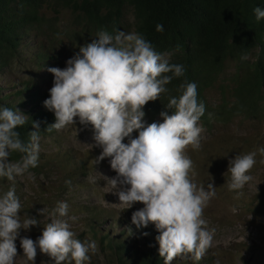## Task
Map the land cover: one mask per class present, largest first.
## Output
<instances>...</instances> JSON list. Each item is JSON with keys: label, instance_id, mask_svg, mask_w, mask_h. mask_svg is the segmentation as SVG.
<instances>
[{"label": "clouds", "instance_id": "1", "mask_svg": "<svg viewBox=\"0 0 264 264\" xmlns=\"http://www.w3.org/2000/svg\"><path fill=\"white\" fill-rule=\"evenodd\" d=\"M253 11L257 22L264 20V8L257 6ZM156 31L162 33L163 24L158 23ZM97 38L81 46L64 68H48L54 79L43 104L55 122L46 130L75 125V118L81 125H91L95 146L101 149L96 163L110 158L117 175L105 180L124 210L137 202L143 204L132 213V223L137 228L154 224L160 233L156 240L164 264L189 255L199 261L214 240V230L207 228L203 212L215 197L216 187L213 183L198 186L190 178L193 162L186 149L201 148L203 129L198 122L205 113L197 85L182 84V94L170 98L165 106L171 114L162 111V123L147 124L144 106L167 92L166 85L174 77L184 76L185 67L169 64L164 54L136 33L117 30L113 36L102 30ZM24 116L17 109L0 106V180L14 181L38 166L39 124L33 122L36 130L30 132L28 143L23 142L16 129L25 124ZM134 132L138 133L135 137ZM14 152L22 154L21 160L9 159ZM257 153L264 156V147L229 161L230 190H240L250 181ZM65 183L71 185L70 180ZM69 207L66 201H58L49 214L51 222L34 241L20 237V231H29L39 221L30 216L21 219L22 205L14 185L7 191L0 188V264H15L18 237L25 264H35L37 249L51 264H90L96 244L76 238L70 221L77 218L69 215Z\"/></svg>", "mask_w": 264, "mask_h": 264}, {"label": "trees", "instance_id": "2", "mask_svg": "<svg viewBox=\"0 0 264 264\" xmlns=\"http://www.w3.org/2000/svg\"><path fill=\"white\" fill-rule=\"evenodd\" d=\"M50 6L58 12L72 11L76 18L82 19L86 30L93 33L103 30L113 36L117 30H127L130 9L133 23L127 33L143 36L157 52L170 56L169 64L185 67L184 76L174 77L166 85L167 92L144 106L147 124L162 123L160 113L172 111L165 108L170 98L182 94V84L195 82L198 101L205 105L198 123L209 136L201 140L199 150H190L200 154L220 151L224 134H229L228 128L233 125L246 132L239 136L244 143L264 145V20L257 22L253 11L257 6L264 8V0H0V74L18 56L23 57V52H30V62L38 67L51 61L52 47L45 41L43 12ZM158 23L164 26L162 33L156 31ZM30 45L32 49L28 51ZM245 55L247 59H242ZM231 63L235 69L227 78ZM228 81L233 83L231 87ZM216 86L220 88L221 98L211 102L208 92ZM15 94L14 98L6 99L10 95L0 86V106L17 109L25 115V124L16 129L23 142L28 143L30 132L36 130L33 122L39 124L40 137L57 131L46 130L55 122V116L44 107L48 96L39 82L26 81ZM10 157L19 161L22 154L14 152ZM259 210L264 212V198L256 206V212ZM100 219H103L101 213L86 217L91 234L99 239L101 251L116 254L118 264H164L156 240L160 233L151 225L150 230L129 226L144 242L146 249L140 250L136 245L137 233L127 229L118 233L113 228L111 233H106L96 228ZM117 223L123 225L125 221L118 219ZM77 237L82 242L88 239L84 233ZM253 253L255 264H264L262 254ZM189 264L202 262L193 260Z\"/></svg>", "mask_w": 264, "mask_h": 264}, {"label": "rangeland", "instance_id": "3", "mask_svg": "<svg viewBox=\"0 0 264 264\" xmlns=\"http://www.w3.org/2000/svg\"><path fill=\"white\" fill-rule=\"evenodd\" d=\"M43 12L46 22L45 41L52 47L51 61L38 67L30 62V52L21 53L23 57L18 56L0 74V86L7 95H10L6 99L14 98L17 95L15 92L30 80L39 82L49 98V89L53 86L54 77L48 68H64L66 61L78 53L81 46L98 39L97 33L86 30L82 19L76 18L70 10L64 9L58 12L56 8L50 6ZM132 15L131 10L128 9L126 33L131 30ZM28 47V51L32 49L31 45ZM24 56L27 59H24ZM164 57L168 59L170 56L167 54ZM231 65L226 74L227 78L231 77L235 69L234 64L231 63ZM227 84L230 87L233 85L230 81ZM208 97L211 102L218 101L221 98L219 86L209 90ZM75 119V125L56 131L51 136H41L38 166L29 169V172L23 176H17L14 181H9L7 178L0 180V188L7 191L14 185L22 205L21 219L30 216L39 221L29 231L21 230L20 237H28L34 241L39 238L44 227L51 222L49 214L56 203L66 201L70 206L69 215L77 218L74 222L70 221L76 238L78 239L77 235L84 233L88 236V239H84L85 242L94 241L96 244L95 252L90 253V264H118L116 254L110 250L101 251L99 239L91 234V226L86 217L101 213L103 219L97 222L96 228L106 233H111L112 228L118 233L127 229L134 234L137 233L136 230L129 227L136 228L131 220L132 213L143 207V204L137 202L132 208L126 210L118 204V195L105 180V177L113 178L117 175L110 166V158L96 163L101 149L95 146L92 126L81 125L78 118ZM228 133L224 134L225 143H220V145L223 144L220 151L200 154L190 150L191 147L186 149L187 155L193 162L190 173L193 182L205 187L213 183L216 187L215 197L209 201L203 212L207 228L214 230V240L200 262L202 264H255L253 252H260L264 260V212L263 210L256 212V206L261 204L264 198V163H260L264 160V156L257 153V163L249 172L251 179L240 190H230L231 174L227 171L229 161L238 154L256 151L264 145L244 143L239 136H244L246 132L235 125L228 128ZM208 136L203 129L201 140ZM231 136L235 139H231ZM124 142L127 143V138ZM9 159L17 162L11 157ZM68 180L71 181V185L65 183ZM43 208L46 211L42 215ZM118 219H124L126 225H119ZM149 225L157 230L154 224ZM148 226L140 229H149ZM138 234H136V240H138L136 245L140 250H145L144 242ZM20 237L15 242L17 246L15 264H25ZM132 241L130 240V243ZM255 255L259 257L258 254ZM193 260L195 259L191 255L178 256L174 258L172 264H189V261ZM35 264H51V261L46 254L40 253L37 249Z\"/></svg>", "mask_w": 264, "mask_h": 264}]
</instances>
